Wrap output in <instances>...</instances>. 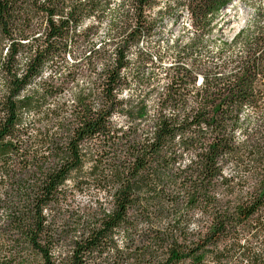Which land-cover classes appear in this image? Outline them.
<instances>
[{"label":"trees","instance_id":"obj_1","mask_svg":"<svg viewBox=\"0 0 264 264\" xmlns=\"http://www.w3.org/2000/svg\"><path fill=\"white\" fill-rule=\"evenodd\" d=\"M234 1L181 0L163 48L157 0H0V264H264V3L213 40Z\"/></svg>","mask_w":264,"mask_h":264},{"label":"rangeland","instance_id":"obj_2","mask_svg":"<svg viewBox=\"0 0 264 264\" xmlns=\"http://www.w3.org/2000/svg\"><path fill=\"white\" fill-rule=\"evenodd\" d=\"M181 0H157V5L151 13L153 19L156 20V27L154 29L155 38L162 41V47L170 46L171 42L182 38L185 29L189 26V16L187 11L181 7ZM264 3V0H262ZM163 5V7H160ZM251 17V10L244 9L238 0L234 1L233 6H229L228 10L223 11V20L220 21L214 28L212 33L213 40L223 38L226 41H230L243 28L245 23ZM189 29V28H188ZM104 29L102 28L101 32ZM186 38V34L183 35ZM186 40V39H182ZM188 42V41H184ZM143 49H147L143 45ZM170 60H165L164 64L169 65ZM69 212H76L77 207L87 206L86 200L82 196H76L73 200L69 201Z\"/></svg>","mask_w":264,"mask_h":264},{"label":"clouds","instance_id":"obj_3","mask_svg":"<svg viewBox=\"0 0 264 264\" xmlns=\"http://www.w3.org/2000/svg\"><path fill=\"white\" fill-rule=\"evenodd\" d=\"M160 7H163V5H160ZM153 14H154V12H153ZM93 22L94 21H88L84 25H82V27H86L87 23H93ZM97 47H99L98 44H97ZM108 51H109V53H111L112 49L109 48ZM113 58H114V56H113ZM126 58L127 59H134V49H133V55L128 56ZM104 68H105V63L104 62L97 63L96 66H95V73L92 74L91 79H95L97 74L101 73ZM43 76H44V78H46L48 76V73H44ZM132 95H133V93H132L131 90H129V91H121V92H118L116 94L117 99H120V100H126L129 96H132ZM168 114L172 115L173 113L169 112ZM112 119H116V118L113 117ZM99 187H103V184L99 185ZM112 190L113 189L110 188V187L109 188H105L104 192H101L100 195L103 196L104 200H108V199H110V195L109 194H110V192ZM91 195H92V199L93 200L97 199V196H96L95 192H93ZM97 208L100 209L101 212L103 211V209L101 208L100 205H97ZM192 227L195 228V225H192Z\"/></svg>","mask_w":264,"mask_h":264}]
</instances>
